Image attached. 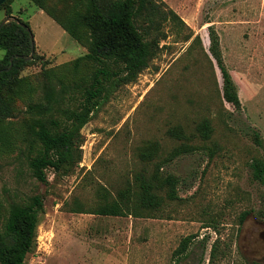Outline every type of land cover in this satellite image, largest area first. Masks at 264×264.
I'll return each instance as SVG.
<instances>
[{
	"label": "rangeland",
	"instance_id": "obj_1",
	"mask_svg": "<svg viewBox=\"0 0 264 264\" xmlns=\"http://www.w3.org/2000/svg\"><path fill=\"white\" fill-rule=\"evenodd\" d=\"M79 1L46 0L42 9L32 0H12L0 9V23H26L35 42V62L12 94L16 116L6 121L7 141L0 147V230L12 204L40 195L44 211L27 264H264V218L258 215L264 183L253 179L251 168L264 156L251 131L264 139V0H152L154 12L136 22L154 46L148 67L93 112L81 131L82 158L71 172L49 169L43 183L29 166L39 148L26 140L27 105L40 100L47 76L72 85L97 69L88 60L75 66L88 48L48 12L63 19ZM209 27L219 35L240 112L223 97ZM68 98L73 106L83 100L80 91ZM206 121L213 130L209 139L198 130ZM185 146L186 154L170 160ZM147 148L156 150L153 159L141 157ZM159 166L163 178L179 179L176 200L164 189L162 207L140 217L96 214L119 201L122 191L136 190L138 175L150 177ZM190 235L188 252L175 259Z\"/></svg>",
	"mask_w": 264,
	"mask_h": 264
},
{
	"label": "trees",
	"instance_id": "obj_2",
	"mask_svg": "<svg viewBox=\"0 0 264 264\" xmlns=\"http://www.w3.org/2000/svg\"><path fill=\"white\" fill-rule=\"evenodd\" d=\"M11 1L8 0L0 9ZM32 1L45 9L46 0ZM152 4V0H113L107 5L101 0H80L79 5L63 19L48 11L72 38L88 48V53L77 59L75 66L78 67L82 60H88L97 64V69L85 82H74L72 85L63 81L54 83L47 76L40 100L27 105V113L31 117L25 124L26 140L30 147L39 148L29 166L40 182H48L49 169L65 175L71 172L82 158L81 153L77 154L81 131L91 120L93 112L106 103L121 84L134 81L148 67L154 56V46L147 41L136 22L143 12H154ZM173 16L181 21L177 14L173 13ZM21 23L11 21L0 28V50L4 51L0 60V147L7 141L6 121L16 116L12 94L20 83L23 70L35 62L32 56L33 36L28 30L29 26ZM209 36L210 52L222 74L223 97L233 105L235 111L240 112L242 102L239 92L224 63L220 38L213 27H209ZM112 66H117V70H112ZM78 91L83 100L75 106L67 105L66 99L74 100ZM56 113L59 117L54 116ZM198 130L204 139H209L213 131L208 121L202 123ZM251 131L255 143L264 149V139L260 133L254 129ZM173 134H179V129H174ZM188 150L187 146L181 147L170 156V160L186 154ZM155 152L147 148L141 151V157L153 159ZM160 168L162 166L150 177L138 175L136 190L129 187L122 191L119 201L104 205L96 214L140 217L143 212L162 207L164 198L160 192L164 189L167 199L176 200L180 181L172 175L163 178L159 174ZM251 168L253 179L264 183V156L254 158ZM43 211L44 199L40 195L32 197L27 204L11 205L4 227L0 230V264H27V255L36 244ZM247 215L244 214L243 220ZM258 215L264 218V208L258 211ZM194 238L195 235H190L182 240L174 251L175 259L188 252ZM216 247L214 244L212 258Z\"/></svg>",
	"mask_w": 264,
	"mask_h": 264
},
{
	"label": "water",
	"instance_id": "obj_3",
	"mask_svg": "<svg viewBox=\"0 0 264 264\" xmlns=\"http://www.w3.org/2000/svg\"><path fill=\"white\" fill-rule=\"evenodd\" d=\"M8 0H0V6L4 5ZM11 21H17L18 23H21V21H18V20H11V18H6L1 24H0V28H2L5 24H7L8 22H11ZM21 25L25 26V24L21 23ZM29 32L31 33V35L33 36L32 34V31L30 30V28L28 29ZM35 53V42H34V39H33V43H32V56L33 54ZM31 58V57H30Z\"/></svg>",
	"mask_w": 264,
	"mask_h": 264
}]
</instances>
